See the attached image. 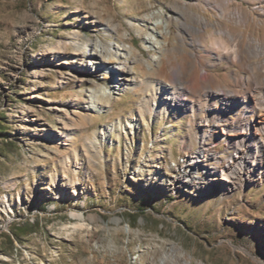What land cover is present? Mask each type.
Here are the masks:
<instances>
[{
    "label": "rangeland",
    "instance_id": "obj_1",
    "mask_svg": "<svg viewBox=\"0 0 264 264\" xmlns=\"http://www.w3.org/2000/svg\"><path fill=\"white\" fill-rule=\"evenodd\" d=\"M185 4L0 0V264H161L164 257L169 264H264V177L232 176L231 190L183 180L154 183L163 172L171 179L196 156L199 145L191 136L201 129L199 118L214 110L191 122L189 115L172 113L152 121L139 105L148 83L118 95L112 106L102 101L101 109L83 108L91 104L92 89H110L111 83L103 74L78 78L75 70L82 67L70 65L73 54L90 51L96 40L130 43L136 59L150 62L156 51L145 49L152 31L147 20L162 13L173 22L174 36L160 38L167 49L185 42L184 49L201 53L225 83L226 67L235 68L212 61L197 37L187 36L180 22L203 11ZM53 48L59 59L42 56ZM176 55L156 78L192 101L214 103L208 91L196 94L187 85L191 73L180 81L185 64L183 54ZM133 65L147 80L146 68ZM111 70L118 73L116 65ZM250 117L259 125L264 112ZM132 118L138 124L133 133ZM209 145L220 161L229 159L232 150L224 142Z\"/></svg>",
    "mask_w": 264,
    "mask_h": 264
},
{
    "label": "bare ground",
    "instance_id": "obj_2",
    "mask_svg": "<svg viewBox=\"0 0 264 264\" xmlns=\"http://www.w3.org/2000/svg\"><path fill=\"white\" fill-rule=\"evenodd\" d=\"M184 1L185 8L187 5L201 8L203 11L193 12L191 17L180 22L187 36H196L199 45L212 57V61L226 63L235 68L231 70L226 67L225 71H228V74L224 77V84L207 69L214 65H209L202 59L201 53L186 51L185 42L172 50L167 49L166 42L160 38L165 37L168 40L174 36L171 30L173 22L171 15L165 16L163 13L158 17H148L147 20L152 26V31L145 37V49L156 51L150 62L136 59L137 49L130 43L105 46L100 40H96L92 42L90 51L78 50L73 54L70 65L77 63L82 67L75 70L76 76L81 79L100 78L102 74L104 79L110 78V89L97 87L90 91L91 104L83 107L87 111L101 109L99 104L102 101L106 102V107L112 106L118 95L147 83V93L139 105L140 112L148 109L152 121L163 114L172 113L183 117L189 115L191 122L196 121L199 112L214 110V115L211 112L199 118L200 132H194L191 136L199 145L195 152L196 156L181 165L180 171L170 176L171 179L167 177V173L158 174L157 171L155 174L160 177L153 179L158 187L167 184L177 186L183 180L184 183L201 182L205 185L204 188L231 190L236 187V182L231 181L232 176L244 180H252L257 176L264 177V120L258 125L255 118L250 117L257 110L264 112V0ZM245 2L250 8L244 6ZM234 4L235 8H232ZM255 32L259 35H255ZM260 35H263V38ZM57 49L45 51L42 56L48 60L51 56L59 59L61 52L56 51ZM176 52L183 54L185 64L180 81H185V77L191 73L193 78L187 81V85L194 87L196 94L208 91V101L216 99L214 103L206 105L201 100L192 101L187 95L175 91L173 85L156 78L157 70L163 67L165 60H170L169 56L177 58ZM87 58H90V63L84 67ZM136 63L146 68L147 80L135 73L133 64ZM112 65H116L118 75L113 74ZM198 67L201 71H197ZM241 69L244 70V75L240 77L237 74ZM149 103L150 109L147 107ZM246 108H252L251 112ZM133 119L128 120V128L132 133L138 125L132 123ZM211 141L224 142L227 148L232 150L228 160H219L217 153L210 149ZM202 173L208 175L203 177ZM149 183L152 184L151 181ZM161 264H169V259L162 258Z\"/></svg>",
    "mask_w": 264,
    "mask_h": 264
},
{
    "label": "trees",
    "instance_id": "obj_3",
    "mask_svg": "<svg viewBox=\"0 0 264 264\" xmlns=\"http://www.w3.org/2000/svg\"><path fill=\"white\" fill-rule=\"evenodd\" d=\"M15 236H17V238H19V235L15 233Z\"/></svg>",
    "mask_w": 264,
    "mask_h": 264
}]
</instances>
